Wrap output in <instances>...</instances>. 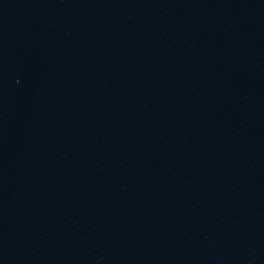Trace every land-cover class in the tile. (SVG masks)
Here are the masks:
<instances>
[{
    "label": "water",
    "instance_id": "1",
    "mask_svg": "<svg viewBox=\"0 0 264 264\" xmlns=\"http://www.w3.org/2000/svg\"><path fill=\"white\" fill-rule=\"evenodd\" d=\"M0 264H264V0H0Z\"/></svg>",
    "mask_w": 264,
    "mask_h": 264
}]
</instances>
